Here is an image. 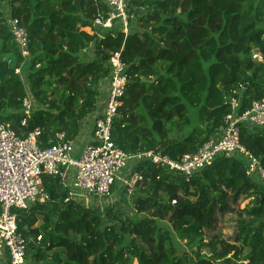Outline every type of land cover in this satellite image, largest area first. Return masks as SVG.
Instances as JSON below:
<instances>
[{
  "label": "trees",
  "instance_id": "trees-1",
  "mask_svg": "<svg viewBox=\"0 0 264 264\" xmlns=\"http://www.w3.org/2000/svg\"><path fill=\"white\" fill-rule=\"evenodd\" d=\"M7 2L10 16L29 32L30 56L22 64L0 10V118L20 134L40 128L41 147L57 131L70 139L79 135L82 120L98 108L112 52H121L130 75L113 136L130 153L158 148L179 158L195 152L221 132L232 97L239 113L264 98V0H130L137 18L127 33L93 27V0ZM93 45L95 57L84 60ZM256 51L263 60L254 58ZM28 91L39 105L50 106L36 108L23 125ZM240 140L264 165V127L241 123ZM137 169L145 180L136 205L145 216L111 225L98 209L65 202L68 189L46 174L51 200L16 210L28 257L35 247L29 264H264V184L247 173L243 154L219 157L189 181L150 162ZM241 195L252 198V218L238 220L234 243L213 236L210 256L203 254L217 211ZM38 216L42 222L35 225ZM180 240L196 246V262L179 254Z\"/></svg>",
  "mask_w": 264,
  "mask_h": 264
},
{
  "label": "built area",
  "instance_id": "built-area-1",
  "mask_svg": "<svg viewBox=\"0 0 264 264\" xmlns=\"http://www.w3.org/2000/svg\"><path fill=\"white\" fill-rule=\"evenodd\" d=\"M93 1L97 7L93 27H119L126 33L130 30V21L135 19L129 11L130 0ZM102 4L107 6L106 10ZM7 23L24 64L30 56L29 32L18 17L11 16ZM254 58L257 59L255 54ZM11 61L9 59V63ZM109 65L111 71L106 78L108 95L104 109L95 119L91 137L83 145L80 157L75 154V139L68 138L65 131H57L50 145L41 147L40 128L26 135L20 134L0 118V264H29L28 239L20 229L21 219L16 210L29 209L36 203L51 200L44 182L46 174L59 177L68 189L65 202L81 203L94 197L110 196L116 182H120L126 194L135 193L145 180L143 172L137 169L143 162L185 176L189 181L196 171L217 158L243 154L247 159V173L264 184V165L240 140L241 123L264 127V98L253 100L250 108L239 113L238 98L232 97L233 111L225 116L221 132L195 152L179 158L158 148L130 153L121 149L113 136L114 123L120 115L130 81L128 65L120 51L110 54ZM15 72L22 74V65ZM49 106L48 102L39 105L28 91L23 99L25 116L22 124L27 125L28 117L36 108L48 109Z\"/></svg>",
  "mask_w": 264,
  "mask_h": 264
},
{
  "label": "rangeland",
  "instance_id": "rangeland-1",
  "mask_svg": "<svg viewBox=\"0 0 264 264\" xmlns=\"http://www.w3.org/2000/svg\"><path fill=\"white\" fill-rule=\"evenodd\" d=\"M0 10L3 11L5 19L7 21L11 17V6L8 4L7 0H0ZM135 18H137V13H134ZM121 23V22H120ZM135 29H141L138 23L134 21ZM133 23V24H134ZM122 27V23L121 26ZM92 27H87V31H92ZM255 55L257 56V59L259 60L260 57H262V54L260 52H255ZM95 57L94 52V45L87 49V51L84 53V60L93 59ZM100 106V101L98 100V107ZM193 114V111H192ZM86 121V120H85ZM187 131L183 133H175L174 136H180L182 137ZM75 140L77 149L75 150V154L80 157L83 151V146L78 144L79 140L81 139V136L78 135ZM124 172V171H123ZM119 183V184H117ZM143 187L138 185L135 193L133 194H126L123 191L122 186L120 185V182H116V184L113 187L112 194L107 197H94L90 198L89 200H84L81 203H84L87 207H92L95 209H98L101 212V215L104 218V223L111 225L114 223L116 219H124V218H132V219H139L145 216L143 212L138 211L137 205H136V199L139 197L140 194H142ZM242 198V199H241ZM240 201H235L233 199H229V206L226 210H218L216 213V218L214 221L213 227L208 230L207 232V246L202 248V253L210 256L211 249L210 247H213L211 237L215 236L218 239V242L221 240L234 243L236 241V236L238 233V220L243 218L245 220H249L252 218V213H249V210L251 206L253 205V201L251 197H244L241 195ZM108 209H112V212H110V215L107 214ZM42 222L41 216H38V220L35 225H40ZM37 246V245H35ZM35 247L30 249V256L35 251ZM178 249L179 254L182 256H187L189 259L192 258L193 261H197V257H195L194 250H196V246L192 247L189 245H186L185 240H180L178 242ZM134 264H138L137 261H134Z\"/></svg>",
  "mask_w": 264,
  "mask_h": 264
},
{
  "label": "crops",
  "instance_id": "crops-1",
  "mask_svg": "<svg viewBox=\"0 0 264 264\" xmlns=\"http://www.w3.org/2000/svg\"><path fill=\"white\" fill-rule=\"evenodd\" d=\"M89 32L92 33L93 31H89ZM99 91H100V94H101V97L99 99L100 106L94 112L90 113L86 118H84L82 120V122H81V131L79 133V135L81 136V139H78L79 140V142H78L79 145L81 144L83 146L85 144V142H87L90 139L91 132H92V129L94 127L95 119L98 117L99 114H101V112L104 109L105 100H106L107 95H108V83L106 81V78L102 79L100 81Z\"/></svg>",
  "mask_w": 264,
  "mask_h": 264
},
{
  "label": "water",
  "instance_id": "water-1",
  "mask_svg": "<svg viewBox=\"0 0 264 264\" xmlns=\"http://www.w3.org/2000/svg\"><path fill=\"white\" fill-rule=\"evenodd\" d=\"M142 81H144V82H152L153 80H149V79H147L145 77H142Z\"/></svg>",
  "mask_w": 264,
  "mask_h": 264
}]
</instances>
